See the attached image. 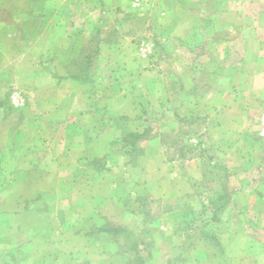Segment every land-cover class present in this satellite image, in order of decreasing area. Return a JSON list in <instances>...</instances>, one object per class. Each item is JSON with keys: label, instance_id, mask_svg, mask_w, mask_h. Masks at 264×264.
<instances>
[{"label": "rangeland", "instance_id": "rangeland-1", "mask_svg": "<svg viewBox=\"0 0 264 264\" xmlns=\"http://www.w3.org/2000/svg\"><path fill=\"white\" fill-rule=\"evenodd\" d=\"M0 264H264V0H0Z\"/></svg>", "mask_w": 264, "mask_h": 264}]
</instances>
